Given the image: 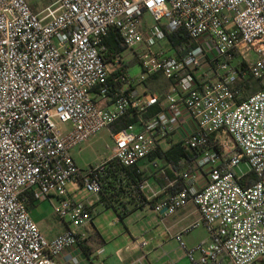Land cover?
Returning a JSON list of instances; mask_svg holds the SVG:
<instances>
[{
	"label": "built area",
	"instance_id": "1",
	"mask_svg": "<svg viewBox=\"0 0 264 264\" xmlns=\"http://www.w3.org/2000/svg\"><path fill=\"white\" fill-rule=\"evenodd\" d=\"M178 30L194 45L175 52L166 35ZM110 31L121 52L107 58ZM150 77L167 81L162 97L146 86ZM262 78L264 0H52L39 10L0 0V264H61L88 238L94 205L73 201L66 184L100 195L110 161L141 173L172 134L194 152L178 163L189 167L152 162L153 175L169 168L173 178L158 189L142 178L137 188L163 216L196 208L199 219L173 236L188 264H264V89L241 86ZM102 129L111 155L80 169L72 149ZM49 197L68 224L52 239L28 209ZM198 226L208 239L186 247L183 232ZM80 263L68 255L66 264Z\"/></svg>",
	"mask_w": 264,
	"mask_h": 264
},
{
	"label": "crops",
	"instance_id": "2",
	"mask_svg": "<svg viewBox=\"0 0 264 264\" xmlns=\"http://www.w3.org/2000/svg\"><path fill=\"white\" fill-rule=\"evenodd\" d=\"M104 37L108 38L109 40H112L114 38L118 39L117 35L113 31L108 32ZM117 52H121V49ZM131 63L133 62L131 61L129 63L128 69ZM159 79L161 78L159 77L155 79L153 82L158 81ZM152 86L155 87L154 85ZM149 90L159 95L154 90H151L150 88ZM178 140H179V135L172 134L169 137V140L161 142V150L159 151V153H162L163 155L169 149L178 145ZM186 151L189 153L191 157L194 156L191 151L189 150ZM152 162H157L160 167L165 166L167 163L162 158L159 157H154V158L147 157L138 164V167L143 170L142 171L143 176L144 178L147 179L150 185L154 189H158L168 183L169 178L167 177L168 175L167 173H170V177L172 175V178H173V174L171 170L167 168L165 171L166 175H156V176L153 175L154 169L151 166ZM186 167H189L188 164H185L184 166L180 167L179 170H183ZM45 201H48L52 208V205L55 203L56 199L54 197H49L43 200L42 202ZM38 204H34L32 202L28 204V209L31 216L35 211L34 208L37 207ZM96 206L93 205L92 207L93 214H92L91 222L89 225L85 227L86 230L89 232L88 238L84 242H81L78 246L67 249L61 256L57 258V261L59 263L66 264L69 254H78L81 260L80 264H103V263L105 264H188L185 258L184 250L181 247H179L178 242L174 239L173 236L176 233L184 231L187 227L191 226L199 219V214L193 205L184 206L178 209L174 214L163 216L161 215V213L155 212L151 204V205H145L142 208L135 209L127 215V216H131L132 214H135L138 211L143 212V209H145L146 206L150 207L152 212H154L159 217V221L161 223H164L165 232L168 235V242L162 243L161 250L160 249L158 250L157 247H154L153 249L150 248L149 250L144 249L147 246V242L141 234L142 230L144 229V225L142 224L138 227L139 225L138 221H136L137 224L136 228L134 227V229H131L130 227L128 228L127 226H125L126 232L117 231V233L119 234L117 233L115 234L114 231L111 230L110 228L115 227L117 222L123 221L124 218L127 216H125L122 220H120L115 210H113L112 208H105L102 203H101V208H102L101 212L108 209L113 210L115 217L114 219L112 218L110 222L111 225L102 224V222L100 221V223L97 222L98 224L97 226H95L94 219L96 218V216L94 214L97 215L99 214L97 213L98 210L95 209ZM32 218L38 225L40 231L45 235L47 239L54 238L59 233L63 232L68 226L67 223L59 221L60 226H58L57 232L48 235L47 234L48 231L50 232L51 228L53 227L52 226L44 227L42 223L43 218L38 213L34 215V217ZM140 219H141L140 222H142L143 219L142 218ZM196 228H193L186 233L183 232L182 240L186 247H192L195 244L208 239V235L205 229L204 230L206 236L193 235L192 230ZM118 238H121L120 242H116ZM140 241H145L146 245L140 247L139 246Z\"/></svg>",
	"mask_w": 264,
	"mask_h": 264
},
{
	"label": "rangeland",
	"instance_id": "3",
	"mask_svg": "<svg viewBox=\"0 0 264 264\" xmlns=\"http://www.w3.org/2000/svg\"><path fill=\"white\" fill-rule=\"evenodd\" d=\"M51 1L52 0H28V2L36 10H39L43 7V5H46ZM143 18L147 23H153L152 19L147 14H144ZM161 46L166 50H168L169 48L168 42L165 40L161 42ZM253 58L254 54L250 53L249 59L252 60ZM129 72L131 76H135L140 73L141 70L139 65L134 62L131 63L129 66ZM152 83V85L155 86L152 88V90L157 92L159 95L163 94V92L166 90L167 82L163 79H159L158 81ZM250 84L253 87L252 91H254L260 85H264V78L259 80H252ZM112 147L113 141L109 135L108 130L102 129L88 141L83 142L78 146L74 147L71 151V154L77 166L80 169L85 170L89 165L96 164L103 159L109 158L112 152ZM242 167L244 168L243 163ZM65 190L69 197L75 202L94 203V206L97 205L95 209L98 210L97 213L99 214H94L96 216V218L94 219L95 226H97V222L100 223V221L102 222V224L111 225L110 222L112 218L114 219L115 217L114 212L110 209L101 212V202H99L100 195H92L91 193L86 191L84 187L73 181H70L66 184ZM34 209L35 211L32 214V217H34V215L38 213L43 218L42 223L44 227H53L51 228L50 232L48 231L47 234L49 235L56 233L58 226H60V220L53 214L50 203L48 201L40 202ZM140 218L143 219L142 222H140ZM136 221H138V227L142 224L144 225V229L141 232L143 238L147 242V246L144 249L149 250L150 248L153 249L154 247H157L158 250H161L162 243L168 242V235L165 232L164 223H161L159 221V217L154 212H152V210L148 206L143 209V212L138 211L135 214H132L131 216L125 217L123 221L117 222L116 226L111 227L110 229L113 230L115 234L117 233V231L126 232L125 226L134 229V227L136 228L137 226ZM192 234L196 236H206L205 230L201 226L192 230ZM120 239L121 238H118L116 242H120Z\"/></svg>",
	"mask_w": 264,
	"mask_h": 264
},
{
	"label": "trees",
	"instance_id": "4",
	"mask_svg": "<svg viewBox=\"0 0 264 264\" xmlns=\"http://www.w3.org/2000/svg\"><path fill=\"white\" fill-rule=\"evenodd\" d=\"M166 39L169 42L170 47L174 49L175 52H179L182 44H186L188 47H192L194 45L193 42L188 39L186 33L182 30L167 34ZM103 43L107 49V57H111L114 53L121 49L118 39L114 38L109 40L104 37ZM154 80L155 77H150L146 80V85L151 90L153 88L152 82ZM241 86L245 93H252L264 89V85H260L252 91L253 87L250 85L249 80H245ZM159 97H162V95L160 94ZM157 110V106L149 107L143 116L148 117L153 115ZM134 119V116L121 117L110 125V129L112 132H117L119 129L133 122ZM148 157L162 158L165 162L171 163L174 170L180 169V164L178 163L181 158L187 161L192 159L189 153L178 145L172 147L163 155L162 153H159V151H155L148 155ZM136 170V166L125 167L120 165L117 161L112 160L108 164L107 172L103 179L99 202H101L105 208H112L115 210L120 220L127 216L131 211L142 208L145 205L152 204V201H147L138 191L137 184L142 178H144V176L143 172L137 173ZM167 174V177L171 179L172 175L170 177V173Z\"/></svg>",
	"mask_w": 264,
	"mask_h": 264
},
{
	"label": "water",
	"instance_id": "5",
	"mask_svg": "<svg viewBox=\"0 0 264 264\" xmlns=\"http://www.w3.org/2000/svg\"><path fill=\"white\" fill-rule=\"evenodd\" d=\"M164 212V209L161 211V213Z\"/></svg>",
	"mask_w": 264,
	"mask_h": 264
}]
</instances>
